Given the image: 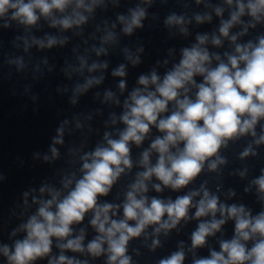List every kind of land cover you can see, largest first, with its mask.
<instances>
[{
    "label": "clouds",
    "instance_id": "obj_1",
    "mask_svg": "<svg viewBox=\"0 0 264 264\" xmlns=\"http://www.w3.org/2000/svg\"><path fill=\"white\" fill-rule=\"evenodd\" d=\"M145 2L151 3V0ZM201 2L196 0L197 4ZM224 2L230 8L234 6L235 10L230 12L228 20L220 21L219 37L213 35L211 38V43L217 47L222 43L220 37L229 38L230 29L242 24L241 18L245 15L256 23L264 17V0ZM103 3L104 0H0V20L7 18L32 27L44 17L50 20V27L68 30L85 24L89 17L84 13L91 14ZM69 8L71 13L61 18L53 15L54 11L64 14ZM223 12V8H215L217 17H222ZM145 18L146 10L139 6L130 10L128 17H117L126 35L143 28ZM211 19L207 14L195 16L198 24ZM184 23V17L176 14L169 15L165 20L167 26H180V31L186 34ZM256 23L250 22L248 27L254 28ZM3 26L7 28L9 24L5 22ZM196 39L197 44L182 49L179 63L162 80L155 71L138 78L142 88L134 89L124 102L125 111L120 120L126 127L119 133V138L111 139L106 133L104 139L107 146H97L93 152L81 157L83 175L62 199L59 192L47 189L51 199L39 201L36 213L12 233L23 232L24 237L17 239L11 248L0 246V254L6 258L7 264H38L45 258H48L47 264H88L87 260L70 258L65 252L87 253L92 258L106 256V264H132V257L128 255L130 240L141 237L150 226H156L153 228L155 235L161 232L166 235L181 221L190 219L189 210L193 207L195 212L191 218L200 222L191 234L192 250L205 247L207 238L215 236L229 219L234 221V235L230 240L220 241L219 252L211 250L210 257L194 259L192 264H264V211L253 216L244 205L222 204L203 185L200 191L177 196L175 200L153 197L149 201L146 195L149 190L147 182L153 177L159 181L153 184L159 193L163 188L173 191L186 188L202 173L205 164L209 171H216L218 165L226 163L219 155L220 149L227 147L229 141L244 136L256 138V127L264 121V36L258 37L256 43L249 41L241 45L236 44L237 36L232 35L230 40L235 44V54H225L227 63L215 55V60L219 61L215 67H211L212 57L208 50L202 47L209 37L198 35ZM114 40L112 32L105 37L106 42ZM33 42L41 48H52L66 41L48 37L46 44L42 40ZM128 59L133 65L140 62L139 57L133 59L129 56ZM98 67L107 68V64L94 63L89 71ZM112 75L125 77V66L120 65ZM197 76L202 78V82L197 83ZM102 79H89L77 86L75 91L83 93L100 84ZM150 86L154 90H150ZM119 88L121 91L126 88L123 79ZM192 88L196 89L194 99L188 95ZM112 98L111 92L106 93V99ZM72 102L75 103V100ZM116 102L119 103L118 100ZM170 103L174 105V110L162 115L169 112ZM152 127L162 135L157 136L142 152L139 163L144 171L139 172L136 181L129 186L123 204H101L99 198L107 197L125 169L133 167L130 144L139 147ZM261 130L259 138L254 139L257 145L264 144V125H261ZM63 135L64 127H58L53 144L62 145ZM50 151L53 158L59 155L54 146ZM152 153L156 154L154 165L150 160ZM256 154L249 145L240 153V158ZM71 183V180L66 181L64 187L68 188ZM252 183L264 199V170ZM45 191L43 187L40 189L41 193ZM201 192L202 198L194 205L193 198L200 196ZM33 202L37 201L34 199ZM121 207L123 218L113 219ZM90 212V225L97 235L85 246L84 230L81 229L80 234L73 237L72 226L81 224ZM217 213L221 219H216ZM208 216L212 219L201 220ZM54 240L60 250L58 257H51ZM159 245L160 241L154 239L151 247L155 249ZM184 261L185 252L181 246L162 258L159 264H184Z\"/></svg>",
    "mask_w": 264,
    "mask_h": 264
}]
</instances>
